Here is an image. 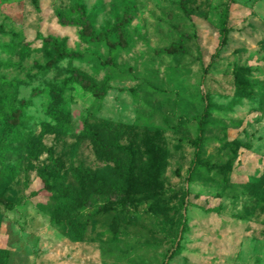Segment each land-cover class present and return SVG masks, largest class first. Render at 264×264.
<instances>
[{"label":"rangeland","instance_id":"rangeland-1","mask_svg":"<svg viewBox=\"0 0 264 264\" xmlns=\"http://www.w3.org/2000/svg\"><path fill=\"white\" fill-rule=\"evenodd\" d=\"M228 2L187 0V17L181 0H0V196L14 204L0 203V264H264V0H233L222 45ZM125 3L126 48L81 38L83 16L105 33ZM46 37L80 56L60 58ZM76 72L105 97L68 82ZM103 124L121 136L118 170L82 137ZM129 150L139 181L159 164L156 199L74 204L78 171L127 177Z\"/></svg>","mask_w":264,"mask_h":264},{"label":"trees","instance_id":"trees-1","mask_svg":"<svg viewBox=\"0 0 264 264\" xmlns=\"http://www.w3.org/2000/svg\"><path fill=\"white\" fill-rule=\"evenodd\" d=\"M233 0H229V2L225 5L223 20H222V45H225L227 42V37L229 34L228 22L230 19V7ZM181 9L184 14L189 17L190 11L187 8V0H181ZM134 6L130 3H125V13L122 17H118L115 20L113 27L107 30L105 33L96 34L93 30L92 24L89 20H87L84 16L81 20L82 30L80 31L81 38L83 40H87L90 42H101L107 41L110 49H114V46H119L121 48H126L129 45V34L127 32V28L132 24L134 20ZM63 24H73L74 22H68L67 20H62ZM110 34H113L117 38V42L115 44H111L108 41ZM184 39V38H182ZM172 45L166 52L176 53L183 46V40ZM45 45L50 46L55 54L60 58H70L74 59L79 57L80 55L75 52H70L68 49L64 47V45L59 42L57 39L53 37H46L43 39ZM220 51V50H219ZM213 61V60H212ZM106 64H114L112 59H108ZM247 71L245 68H238L235 70V74L238 75L240 72ZM68 82L78 84L85 92L91 94L96 98H103L106 95V89L101 90L98 88L96 82L88 77L87 75L76 72L72 75ZM244 82L239 81V86H243ZM241 94L247 96V92L244 88L240 90ZM21 116V112L18 111L13 115L11 122L14 124H18ZM205 119L204 116H200L198 118V136L194 141V149H195V162H200L202 157V151L204 147L205 141ZM117 128H123L122 125H118ZM110 125L103 124L102 130L99 128L89 125L86 126L85 130L82 133V137L89 140L93 145L97 155L101 158L102 161L107 163H114L116 166V170L121 166V161L118 159L119 153L122 151V147L119 145L120 134L117 132V135L111 136ZM104 136V139L102 138ZM47 150V149H46ZM136 152L134 150H129L127 154V159L125 160V164L128 166L129 175L127 177H118L113 181L105 182L98 176L96 172L92 170L78 171L77 179L79 182V192L77 193L76 200L74 204L80 206H89L90 202L87 198L84 197V193H90L94 195H102L106 192L113 193L116 196L123 199V202L126 204H133L136 200V196L140 192H145L148 195V198L156 199L158 197V190L160 189L161 181V169L159 164H155L151 167L152 172H147L143 181H139L138 178L133 176L134 173V163L136 162ZM83 174V178H80ZM87 183V184H86ZM45 187L47 186L46 182H44ZM0 203L3 204L7 209L11 210L14 208V204L11 200L0 196Z\"/></svg>","mask_w":264,"mask_h":264}]
</instances>
